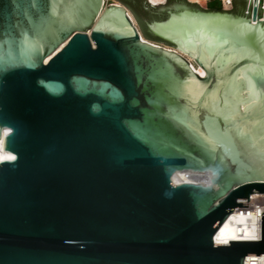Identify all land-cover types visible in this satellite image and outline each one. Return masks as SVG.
Returning <instances> with one entry per match:
<instances>
[{"label": "water", "instance_id": "obj_1", "mask_svg": "<svg viewBox=\"0 0 264 264\" xmlns=\"http://www.w3.org/2000/svg\"><path fill=\"white\" fill-rule=\"evenodd\" d=\"M117 1L0 0V264L264 255V3Z\"/></svg>", "mask_w": 264, "mask_h": 264}, {"label": "bare ground", "instance_id": "obj_2", "mask_svg": "<svg viewBox=\"0 0 264 264\" xmlns=\"http://www.w3.org/2000/svg\"><path fill=\"white\" fill-rule=\"evenodd\" d=\"M264 3V0H262ZM118 5V4H117ZM128 17L131 19L132 23H134L133 19L131 18L130 14L126 13ZM136 27V26H135ZM137 28V27H136ZM138 30V29H137ZM143 39V37H142ZM144 41H147L143 39ZM149 42V41H147ZM150 43V42H149ZM153 44V43H151ZM155 45V44H153ZM159 46V45H155ZM162 47V46H161ZM165 48V47H164ZM167 49V48H166ZM179 52L176 49H170ZM181 53V52H179ZM182 54V53H181ZM187 60L191 63L192 68L194 71L199 74L200 76H204V71L195 66L192 63V59L189 56L182 54ZM249 202L253 203L254 199H264V196H250ZM237 208V207H236ZM234 208V211H231L227 218L223 221L220 227L214 233V243H228V239H237V240H248L255 238V234L258 229L259 225V218L258 213L256 210L246 212L245 210L240 211L239 209ZM263 211L260 209V212Z\"/></svg>", "mask_w": 264, "mask_h": 264}, {"label": "built area", "instance_id": "obj_3", "mask_svg": "<svg viewBox=\"0 0 264 264\" xmlns=\"http://www.w3.org/2000/svg\"><path fill=\"white\" fill-rule=\"evenodd\" d=\"M194 3H197L199 5L201 4H207L210 0H188ZM220 3V7L223 10H229L233 6L232 0H218ZM251 198V197H249ZM255 201L253 203H250L248 201V207L244 206H237L236 209H239L240 211L245 210L247 213L253 210H256L258 213V229L256 234L254 235L255 238L253 239H248V240H256L259 239L261 236V230H262V213H264V199H254ZM260 209L263 211L260 212ZM244 264H264V255H246L244 258Z\"/></svg>", "mask_w": 264, "mask_h": 264}, {"label": "rangeland", "instance_id": "obj_4", "mask_svg": "<svg viewBox=\"0 0 264 264\" xmlns=\"http://www.w3.org/2000/svg\"><path fill=\"white\" fill-rule=\"evenodd\" d=\"M103 1H104V6H105V7L109 6L110 4H121V3H119V2L116 1V0H103ZM121 5H122V4H121ZM199 6H200L202 9L220 8V3H219L218 0H210L207 4H201V5H199ZM232 8H233V6H232ZM232 8H231V9H232ZM126 9H127V8H126ZM221 10H223V9L221 8ZM127 12L130 14L131 18H132L133 21H134L133 24L137 27L139 33H140L141 36L143 37V34H142V32H141V30H140V28H139V26H138V24H137V22H136L134 16L130 13V11H129L128 9H127ZM143 39H145V38L143 37ZM145 40H146V39H145ZM147 41H149L150 43H153V44H155V45H159V46L165 47V48H167V49H173L172 46H170V45H168V44H165V43H161V42L154 41V40H147Z\"/></svg>", "mask_w": 264, "mask_h": 264}, {"label": "trees", "instance_id": "obj_5", "mask_svg": "<svg viewBox=\"0 0 264 264\" xmlns=\"http://www.w3.org/2000/svg\"><path fill=\"white\" fill-rule=\"evenodd\" d=\"M117 1V0H116ZM120 3V2H119ZM123 5V4H122ZM124 6V5H123ZM212 9H215V10H221V7L220 8H212ZM144 37V36H143ZM146 40H151V39H147L145 38Z\"/></svg>", "mask_w": 264, "mask_h": 264}]
</instances>
